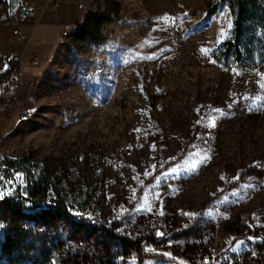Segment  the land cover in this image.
Returning a JSON list of instances; mask_svg holds the SVG:
<instances>
[{"label":"rangeland","instance_id":"obj_1","mask_svg":"<svg viewBox=\"0 0 264 264\" xmlns=\"http://www.w3.org/2000/svg\"><path fill=\"white\" fill-rule=\"evenodd\" d=\"M113 7L100 40L61 35ZM232 21L218 0H0V50L21 61L19 89L0 99V200L25 188L3 162L29 155L47 193L71 189L142 240L114 264H264V62H215ZM14 226L0 218V237L34 229L77 262L89 252L63 221Z\"/></svg>","mask_w":264,"mask_h":264},{"label":"trees","instance_id":"obj_2","mask_svg":"<svg viewBox=\"0 0 264 264\" xmlns=\"http://www.w3.org/2000/svg\"><path fill=\"white\" fill-rule=\"evenodd\" d=\"M218 2L227 4L233 21L231 36L218 47L215 62L222 67L236 68H245L258 58L264 62V0ZM117 17L116 7L106 13L89 14L85 23L75 28L68 39L98 41L102 37L101 26ZM3 164L6 169L23 170L26 179V187L21 193L7 194L0 200V218H5L7 226H14L17 220L63 221L68 226V235L73 234L83 242L89 252L77 262V255L66 250L63 239L50 241L30 229L29 238H24V232L0 237V264H114L111 257L138 249L142 240L129 241L114 233L107 222L94 219L86 212L89 200L84 198L80 202L71 189L63 188L60 193L53 194V198L49 197V186L41 179V164L29 155L5 160ZM145 239L153 242L152 238ZM102 243L111 248L106 258L98 254V246Z\"/></svg>","mask_w":264,"mask_h":264},{"label":"built area","instance_id":"obj_3","mask_svg":"<svg viewBox=\"0 0 264 264\" xmlns=\"http://www.w3.org/2000/svg\"><path fill=\"white\" fill-rule=\"evenodd\" d=\"M50 6V7H49ZM79 8L82 7V4H79ZM58 4L57 3H48L43 6L42 11L49 10L51 13L57 11ZM40 9V8H39ZM31 12H27L26 15H31ZM72 30L69 24H62L60 28V33L63 37H68L71 34ZM18 32L16 29L12 31V34L16 35ZM36 64V63H35ZM20 65L21 61L18 57L7 56L5 54L0 53V99L4 102L12 101L11 93L16 92L19 89V81H20ZM27 113L25 110L21 111L20 117L25 118ZM3 168V167H2ZM5 169V168H4ZM20 174L23 175V186L26 187V179L23 170L14 169ZM2 177V176H1ZM17 188H14L10 191L9 195H17L21 193ZM49 197L53 198V194L47 193ZM26 196V194H25ZM23 210H26L25 208Z\"/></svg>","mask_w":264,"mask_h":264},{"label":"snow or ice","instance_id":"obj_4","mask_svg":"<svg viewBox=\"0 0 264 264\" xmlns=\"http://www.w3.org/2000/svg\"><path fill=\"white\" fill-rule=\"evenodd\" d=\"M205 159H206V157H205ZM200 162H203V160H201ZM196 167H197V164L194 163L190 169H185V171H192V170H195ZM172 171H173V173H175L176 170L173 169Z\"/></svg>","mask_w":264,"mask_h":264},{"label":"crops","instance_id":"obj_5","mask_svg":"<svg viewBox=\"0 0 264 264\" xmlns=\"http://www.w3.org/2000/svg\"><path fill=\"white\" fill-rule=\"evenodd\" d=\"M9 1H11V0H9ZM35 7H36V6H35ZM0 53L7 54V55L11 56V54H10L9 52H4V51H2V50H0ZM20 71H21V70H20Z\"/></svg>","mask_w":264,"mask_h":264}]
</instances>
